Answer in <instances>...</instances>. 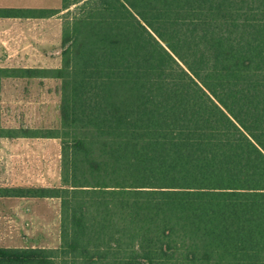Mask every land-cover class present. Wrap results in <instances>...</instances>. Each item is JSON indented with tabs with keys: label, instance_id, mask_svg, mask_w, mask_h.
Listing matches in <instances>:
<instances>
[{
	"label": "trees",
	"instance_id": "obj_1",
	"mask_svg": "<svg viewBox=\"0 0 264 264\" xmlns=\"http://www.w3.org/2000/svg\"><path fill=\"white\" fill-rule=\"evenodd\" d=\"M61 184L0 187L58 198L57 249L0 247V264H264V0H62L0 8L61 15Z\"/></svg>",
	"mask_w": 264,
	"mask_h": 264
},
{
	"label": "rangeland",
	"instance_id": "obj_2",
	"mask_svg": "<svg viewBox=\"0 0 264 264\" xmlns=\"http://www.w3.org/2000/svg\"><path fill=\"white\" fill-rule=\"evenodd\" d=\"M61 1L0 0V8H60ZM58 18L63 25L62 14ZM42 53L46 59L5 61L1 67L57 68L61 64V41ZM58 89L59 82L53 79L4 80L0 91L2 125L15 130L59 128ZM60 184L59 139L0 138V187H54ZM60 229L58 198H0V247L57 249L61 244Z\"/></svg>",
	"mask_w": 264,
	"mask_h": 264
},
{
	"label": "crops",
	"instance_id": "obj_3",
	"mask_svg": "<svg viewBox=\"0 0 264 264\" xmlns=\"http://www.w3.org/2000/svg\"><path fill=\"white\" fill-rule=\"evenodd\" d=\"M58 16L46 19L0 18V53H5L0 54V66L5 61L46 59L42 51L61 41L62 22ZM54 20L57 22L53 23Z\"/></svg>",
	"mask_w": 264,
	"mask_h": 264
}]
</instances>
